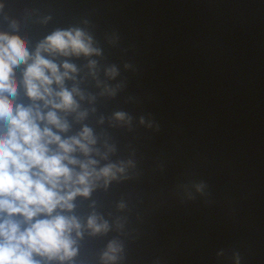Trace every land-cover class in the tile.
<instances>
[{
	"label": "water",
	"instance_id": "95a60500",
	"mask_svg": "<svg viewBox=\"0 0 264 264\" xmlns=\"http://www.w3.org/2000/svg\"><path fill=\"white\" fill-rule=\"evenodd\" d=\"M58 31L81 32L92 51L41 48ZM0 34L29 53L13 68L16 94L0 95L88 149L68 154L72 182L60 188L88 195L52 213L79 225L67 233L75 255L35 264H264V0H0ZM38 50L61 76L75 69L44 100L25 85ZM61 91L70 109L53 107ZM8 130L0 120V137ZM5 221L31 226L0 212Z\"/></svg>",
	"mask_w": 264,
	"mask_h": 264
},
{
	"label": "clouds",
	"instance_id": "9594fccd",
	"mask_svg": "<svg viewBox=\"0 0 264 264\" xmlns=\"http://www.w3.org/2000/svg\"><path fill=\"white\" fill-rule=\"evenodd\" d=\"M41 48L64 55L69 52L88 55L92 51L79 31L74 35L70 31H58L49 36ZM28 56L27 46L19 37L0 34V94H16L17 88L12 80L13 68L26 61ZM63 67L65 72L61 76L57 66L41 58L38 50L34 62L25 72L28 97L44 100L45 96H51L50 86L53 82L59 85L69 71H75L67 63ZM58 97L61 103L54 104V108L70 109L73 106L68 91H61ZM37 119H41L39 114ZM46 119L48 124L64 130L65 126L60 124L55 113L49 112ZM0 120H6L9 125L7 134L0 137V212L9 216L21 215L31 223L41 214L52 217L57 207L71 208L70 201L76 195H88L86 186L83 191L77 189L67 195H60L61 182L67 186L73 176L64 162L75 164L76 161L69 159L68 154L74 151V146L87 153L85 145L75 139L61 142L60 137L53 135L48 128L41 131L30 110L19 106L14 110L12 102L3 95H0ZM83 135L88 138L90 133L85 129ZM52 143L58 144L63 155L48 154L47 145ZM82 168L84 172L77 177L76 183L86 185L90 173L85 166L82 165ZM109 173V168L102 171L104 176ZM92 223L89 221L90 226ZM73 227L79 225L63 216L38 220L23 232L18 224L5 221L0 224V264H35L33 254L44 255L49 259L59 256L61 260L72 257L75 252L67 233Z\"/></svg>",
	"mask_w": 264,
	"mask_h": 264
}]
</instances>
